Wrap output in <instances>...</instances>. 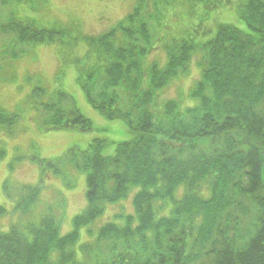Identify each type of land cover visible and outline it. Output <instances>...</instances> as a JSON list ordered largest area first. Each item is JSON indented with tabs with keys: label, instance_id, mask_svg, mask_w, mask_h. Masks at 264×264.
I'll return each instance as SVG.
<instances>
[{
	"label": "trees",
	"instance_id": "trees-1",
	"mask_svg": "<svg viewBox=\"0 0 264 264\" xmlns=\"http://www.w3.org/2000/svg\"><path fill=\"white\" fill-rule=\"evenodd\" d=\"M211 2L215 8L226 5ZM207 3L192 0L190 8ZM142 10L136 6L97 36L69 25L45 28L22 16L1 26L22 43L85 45V61L72 59L76 80L95 109L124 122L129 138L112 155L103 153L101 139L42 160L55 175L68 163L86 173L87 207L64 235L53 217L33 224L30 232L0 229V264H86L73 249L83 229L108 204L132 194L134 213L97 232L108 254L102 256L98 245L97 264H264V0H242L238 13L247 30L215 18L202 29L191 22L165 48L163 66L146 61L156 42ZM69 53L62 50L63 56ZM196 55L200 77L188 104L159 103L161 90L191 73ZM62 102L45 105L46 127L94 128L76 105ZM14 119L0 111V126ZM4 155L0 148V162ZM159 201L168 215L158 214ZM32 203L33 198L27 207ZM5 211L0 206V217Z\"/></svg>",
	"mask_w": 264,
	"mask_h": 264
},
{
	"label": "rangeland",
	"instance_id": "rangeland-1",
	"mask_svg": "<svg viewBox=\"0 0 264 264\" xmlns=\"http://www.w3.org/2000/svg\"><path fill=\"white\" fill-rule=\"evenodd\" d=\"M223 1L226 5L219 8L208 0L205 7L200 3L193 10L190 8L192 0H0V111L16 117L12 124L0 126V148L5 151L0 162V206L6 210L0 217L1 230L15 227L21 232H30L33 224L53 217L61 234L69 233L73 218L87 207L86 173L68 163L63 165L64 169L60 164V171L55 175L51 170L46 172V166L38 159L69 155V149L83 150L101 139L105 140L103 153L112 155L117 144L129 138L124 122L108 119L95 109L76 80L78 64L72 59L83 58L85 45L83 48L64 45L60 49L56 44L22 43L17 41L15 33H4L1 26L9 24L14 16H22L45 28L69 25L76 32L97 36L142 5L143 14L149 18L152 40L156 42L146 61L163 66L167 60L165 48L174 38H179L191 22L195 26L200 24L197 28L202 29L214 25L212 18H215L248 29L238 13L242 0ZM192 11L195 12L193 16ZM209 15L211 18L204 23L202 18ZM62 50L70 53L63 56ZM94 60L93 57L91 63ZM199 60L200 55L193 57L191 73L160 91L159 103L175 100L188 104V93L200 77ZM58 100H62L64 106L76 105L93 122L94 128L81 131L46 127L44 118L50 112L45 105ZM133 195L116 204H108L104 214L83 229L73 248L78 251L79 262L83 263L84 256L86 264H97L98 245L105 252L102 256H108L104 242L96 240L97 232L122 214L134 213ZM31 198L33 203L27 207L26 202ZM156 206L159 215H168V207L163 202H156Z\"/></svg>",
	"mask_w": 264,
	"mask_h": 264
}]
</instances>
